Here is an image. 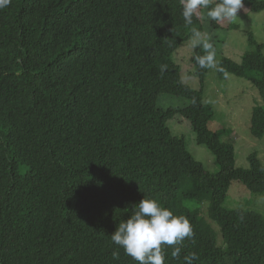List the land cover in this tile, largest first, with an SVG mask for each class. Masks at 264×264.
I'll return each mask as SVG.
<instances>
[{
  "label": "trees",
  "instance_id": "16d2710c",
  "mask_svg": "<svg viewBox=\"0 0 264 264\" xmlns=\"http://www.w3.org/2000/svg\"><path fill=\"white\" fill-rule=\"evenodd\" d=\"M182 7V0H9L0 7V264H137L110 236L144 197L186 217L193 230L162 245L164 264H188L193 254L191 264H264V219L224 208L232 183L264 195V167L255 154L248 169L235 167L233 146L209 129L213 110L202 88L184 84L171 57L204 35V23L214 31L236 25L199 15L187 24ZM261 12L264 0H242L236 15ZM247 38L253 50L240 63L221 58L217 76L256 90L261 105L249 128L262 139L264 45ZM206 54L196 48L191 58L190 76L201 86L210 67L196 58ZM161 95L189 104L159 109ZM177 114L213 155L217 174L172 135L167 122ZM186 201L208 202L219 231Z\"/></svg>",
  "mask_w": 264,
  "mask_h": 264
},
{
  "label": "rangeland",
  "instance_id": "374dc122",
  "mask_svg": "<svg viewBox=\"0 0 264 264\" xmlns=\"http://www.w3.org/2000/svg\"><path fill=\"white\" fill-rule=\"evenodd\" d=\"M208 18L204 17L203 20ZM236 28L230 31H214L209 28L208 22L204 23V35L192 39L171 56L172 61L180 67L181 80L194 90L202 88L203 102L212 107L213 119L209 129L217 133L220 139L233 146L235 151V167L248 169V156L255 154L257 160L264 167V135L256 139L250 134V119L255 106L261 105V100L255 89L246 81L234 76H227L220 80L217 76L218 63L226 57L240 63L242 56L252 51L248 45L247 34H251L258 44L264 45V12L250 15H236L232 19ZM196 40L207 41L214 50V64L205 76L203 86L199 79L190 76L191 58L196 48L205 50L201 44L194 46ZM188 103L168 95H161L157 107L163 110L182 109ZM167 127L172 135L183 138L188 152L203 165L210 174H217L219 167L213 155L205 148L196 144L195 135L190 122L176 115L167 122ZM189 210H199L206 223L212 230L218 232L216 224L208 218V202L198 205L194 201L184 202ZM224 208L227 210H242L259 214L264 219V195L252 194L239 183H232ZM221 236L218 244L221 245Z\"/></svg>",
  "mask_w": 264,
  "mask_h": 264
},
{
  "label": "clouds",
  "instance_id": "9594fccd",
  "mask_svg": "<svg viewBox=\"0 0 264 264\" xmlns=\"http://www.w3.org/2000/svg\"><path fill=\"white\" fill-rule=\"evenodd\" d=\"M8 3L9 0H0V7ZM182 5L181 15L187 24L192 23L194 15H199L201 18L206 16L209 20L219 23L236 18L242 0H218L214 6L212 0H182ZM201 9L205 11L201 13ZM196 35L199 37L200 33ZM201 43L207 54L198 56L196 59L201 67H211L215 56L212 44L196 40L194 46ZM36 90L40 93L37 87ZM183 101L188 103L186 100ZM192 235L193 230L186 217L174 215L171 210L161 206L155 199L144 197L132 206L128 219L117 225L110 238L113 244L122 248L125 255L137 264H164L162 245H177ZM179 253L180 248L176 247L173 254L179 255ZM112 258L118 261L119 252H113ZM195 258L194 254L188 257V264H191V260Z\"/></svg>",
  "mask_w": 264,
  "mask_h": 264
}]
</instances>
